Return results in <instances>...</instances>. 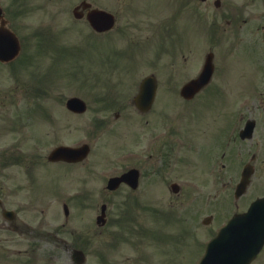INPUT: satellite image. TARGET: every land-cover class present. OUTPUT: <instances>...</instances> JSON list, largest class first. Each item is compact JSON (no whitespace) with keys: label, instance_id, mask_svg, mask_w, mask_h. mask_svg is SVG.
<instances>
[{"label":"rangeland","instance_id":"374dc122","mask_svg":"<svg viewBox=\"0 0 264 264\" xmlns=\"http://www.w3.org/2000/svg\"><path fill=\"white\" fill-rule=\"evenodd\" d=\"M81 1L3 0L6 9L14 15V25L30 48L24 64H20L13 73L20 75L23 84L30 82V89L38 93L35 105L45 117L47 97L50 101L46 104L54 112L60 110V114L54 115L56 120L53 124L39 114V120L32 127L36 132L32 130L28 136L19 132L20 129L14 130V123L9 120L10 125L5 128L6 144L19 143L25 150V155L16 153L12 157H26L21 160L24 164L28 162L27 158H37L36 143H31L37 139L39 143L46 144L51 138H45L44 132L58 137L66 132L70 141H74L75 136L85 137L83 139L92 141L94 147L80 168L83 174L78 168L57 173L55 163L49 162L38 168L37 161L42 158L35 159L37 163L31 172H26L32 186L29 196L33 203L36 202L32 218L35 217L33 224L37 233L31 242L21 238L20 249L26 251L23 257L32 260L30 264H74L71 247H76L86 252L85 264H112L110 261L113 259H124V256L135 252L134 239L143 242L151 239L144 231L146 224L165 220V228L169 229L171 225L170 229H176L181 236V249L177 246L178 251H173V244L159 236L155 257L151 253H145V257L157 264L164 260L166 264H197L219 227L234 213L247 209L257 196L264 194V0H257L255 6L245 8L255 19L249 28L257 29L255 35L247 34V30L233 33L232 28L225 34L216 26L209 27V21L221 12L214 6V0H197L196 22L192 23L189 12L178 10L176 20L171 16L178 0H88L95 6L120 10L117 29L100 35L94 32L85 18H75L73 9ZM145 6L151 13L159 16L161 12V16H165L149 32L146 18L142 15ZM191 42H194L192 50ZM211 50L215 52L216 77L196 96L195 101L184 102L180 88L199 74L205 55ZM185 56L187 60H184ZM31 65L39 70L28 78L27 69ZM150 73L156 74L159 84L156 107L150 115L151 124L157 123L159 126L156 128L166 134L180 129L189 135L182 137L169 150L171 154L174 151L171 159L174 158L172 161L166 158L170 162L165 161L164 165L168 167L163 174L156 173L160 162L147 158L143 137L137 140L147 128L146 117L131 103L140 81ZM0 76H3L1 72ZM15 86L16 78L7 77L4 89H11L10 95L15 94ZM55 90L84 98L89 109L78 117L67 116L65 101L59 108L56 102L60 99L49 92ZM103 95L110 100L123 98L129 104L118 117L113 110L95 113L96 99ZM25 99L29 104L30 100ZM254 102L261 105L260 111L258 107L257 111L254 110ZM238 113L241 117H256L258 128L247 142L231 139L229 152L222 158L220 153H215L211 143L221 141L224 128L229 133L237 128L238 132L243 125L242 122L237 123ZM57 116H65L66 119L63 121ZM93 116L107 117L109 122L104 126L94 124L91 129ZM65 124L69 127L61 129ZM52 126L59 127L56 133ZM201 127L207 129V133L197 134L198 139L205 141H199L201 165L192 167L191 161L196 160V155L188 145ZM177 138L174 137L175 143ZM171 143L174 142L171 140ZM255 150L259 159L254 161L256 171L253 180L244 195L236 198L234 191L242 167ZM134 151L137 156L132 158ZM213 154L218 158L209 169ZM21 162L9 170H23ZM130 165L145 170L139 188L133 190L125 185L109 192L106 189L108 177ZM174 183L182 186L181 193L175 194L171 190ZM64 202L70 208L68 218L64 214ZM104 202L108 203L110 220L106 230L100 232L96 217ZM208 215L213 218L205 224L203 220ZM132 223L140 226L132 235L134 239L128 233ZM51 230L67 240L69 247L65 248L62 239L57 247V241L47 235ZM129 237L131 243H128ZM260 258L264 261L263 256ZM0 261L6 264L7 255L2 253ZM21 264L25 263L21 260ZM114 264L117 263L114 261Z\"/></svg>","mask_w":264,"mask_h":264},{"label":"flooded vegetation","instance_id":"af4514ba","mask_svg":"<svg viewBox=\"0 0 264 264\" xmlns=\"http://www.w3.org/2000/svg\"><path fill=\"white\" fill-rule=\"evenodd\" d=\"M229 2L230 1L228 0L220 1L219 7L221 6L223 10L221 11L220 16L215 19V21L219 23V21H221L220 20L221 17L223 16L222 18L224 19L225 24H226L225 26H223V29L226 31L232 28L233 29L232 32L235 33V31L239 30V28H241L243 24L248 22L249 16L246 15V11L244 9V6H245L244 3H242L241 5H238V4L232 5ZM0 4L3 8L2 14L4 17V20H3L2 16L0 15V28L1 26L5 27L7 25L8 28L16 31L17 34H19V37L21 40V46L18 51V54L9 59V52L2 47L1 40L3 39V36H0V72L3 75V76H0V130L2 131L0 132L2 133V137L0 136V259H1L2 253H4L7 255L6 264H21L20 256L22 253L26 252L20 249L21 238L29 239V242H31V240L34 237H36V233H37L36 225L33 224L35 217L32 218V212L36 211L35 209L36 202L33 203L29 196L32 194L31 193L32 186L30 184L31 182H29L28 179L26 180V176L24 175V172H27V167L23 166L22 168L23 170H20V171H14V170L10 171L9 170L11 166L19 164L21 160H24L26 157L19 156L18 159H14L12 157V154L25 155V150L24 148L21 147L19 143H15L13 145L6 144V141H5L6 133H5L4 128H6L7 121L12 120V119L16 121L18 127L19 126L27 127L29 125L30 120H31V114H36L37 112H29L28 114L20 115L19 113H17V110L14 108V102H15L14 100L16 98L21 99L25 96H27L26 98L29 97L32 100H36L38 97V93H34V92L30 93L32 91L30 89L31 87L30 82L27 81L26 84H23L21 81L20 75L18 73H15V74L13 73L16 71V68H18L20 64H24L23 62L24 58L27 55V50H29L30 48L27 47L28 41L22 37L18 28L16 27V25H14V22H13V20H15L14 15H11L10 11L6 9V7L3 4V0H0ZM183 7H185L184 10H182ZM178 10L189 12L190 22L191 23L196 22L197 0H178L177 5L173 8V12L171 14V16H174L175 20L177 19ZM115 11L114 13L118 20L119 10L116 9ZM15 14L17 15L16 12ZM142 15L146 18L145 20H146L147 29L153 28L154 27L153 25H158L165 18V16H161V12H159V16H157L155 13H151L150 9L146 6L142 8ZM5 19H7V23L5 22ZM142 20L144 19L142 18ZM193 47H194V44L191 42L190 50H192ZM185 59H187L186 56H185ZM33 74H35L34 69L32 68V66H30V68L27 69L28 78H30ZM7 77L16 78L15 94L12 93V95H10L11 89L9 88H6V90L4 89V82L6 81ZM23 78H26V77H23ZM49 92L57 94L56 97L58 96V98L60 99L58 101L59 103H64L65 101L67 104V100L69 99V96H68L69 93H66L64 91L61 92L58 90H55L54 92L52 91H49ZM25 102H27L26 99H25ZM100 104L102 105V103ZM128 104H129L128 101L127 102L122 101L120 103L112 102V105H113L112 107H105L104 105L98 106L96 109V112L101 114V113H104L107 109H109L108 112H111L113 110V112H115V117H118L119 115L122 114V111L124 110V108L127 107L126 105ZM155 107L156 106H153L150 110L146 112H142V114L146 117L145 126H147V128H144L143 134L141 132V135H139L137 140L143 137L144 144H145V152L148 153L147 158L153 159L156 163L160 162V165L159 166L157 165L156 173L163 174L165 173L168 167V165H164L165 161L167 160L166 158H169V160L172 161L171 159L172 154L169 152V150L171 148H174V145H173L175 143L174 137H178L177 142H176V144H178L181 138L186 137V136H185L184 130L181 131L180 129H177L173 133H171L170 131L169 134H166V132L163 133V130H159L156 128L157 126H159L157 123L151 124L150 114H152V111H154ZM37 109L39 108L38 107L34 108V110H37ZM256 109H257V105L255 107V111ZM47 114L52 117L53 115L52 108L48 109ZM60 119L64 121L66 117H62ZM98 120L100 122L109 121L107 117H99ZM242 120L244 121V124L241 127L239 126L240 128L238 127L239 128L238 132H237V128L233 131L235 140L238 139L240 142L245 141L240 130L244 127L247 119L246 120L242 119ZM255 120H256V124H255L254 134L258 128L257 119ZM1 121L4 122V127L1 126ZM62 127L68 128L69 125L65 124L64 126H61V129H63ZM58 128L59 127H57V129ZM198 132L207 133V129L204 127L199 128L195 132L196 136L193 139H190L191 146L193 147L192 149L193 153H195L196 155V160L191 161V163H196L198 159H201L200 156L198 155V152L201 151L199 149V141L205 142L203 139H198L197 137ZM78 137L79 136L74 137L75 139L74 141L76 142L73 143L74 141H71L70 143L71 146H79L85 142V140L83 139L85 137H82V138L81 137L78 138ZM59 138L64 139V141H62V143H57L55 140V144L50 143L49 146H53V145L57 146L61 144L70 145L69 140H68V134H66V132L64 133V136H60ZM229 138H230L229 130L227 128L226 129L224 128L221 141L220 142L218 141V145H217L223 151L222 153L223 158L227 155ZM171 140L174 142L173 144L171 143ZM20 143L22 144V142ZM52 148L53 147H51V149ZM218 150L219 149H217V151ZM35 154H36L37 159L41 158V155L39 153L35 152ZM42 157H45L44 154L42 155ZM250 157L252 158V161L254 162L256 159L257 160L259 159V154L255 150L252 152ZM29 159L30 158H27V160ZM85 162L86 160L73 161V162L67 161V160H61L57 162V165L55 166V170L57 171V173L67 172L69 171V169H72V168L74 169L78 168V170L80 171V168L83 167ZM49 163H53V162H49ZM131 168H137L139 170L140 178L143 177V172H145V170L143 171L140 166L137 167V166H132V165H130L128 168L122 171H116L114 175H121L122 173L130 170ZM254 168L256 170V166ZM54 173L55 172H52V174ZM81 173L83 174V172ZM125 185H126L125 183H121L118 189L121 186H125ZM63 207H64V204H63ZM163 222L164 220H157V221H154V223L151 225L149 224L145 225L144 231L154 243H156L157 237L163 235L162 234L163 230L161 226V223ZM137 228L139 229L140 226L138 225ZM47 235L48 236L50 235L52 239H55L54 240L55 242L57 241L56 243L58 247H59L58 242L60 243L61 239H62V242L65 243L64 239L61 238V236H59L58 233H54L53 230H51ZM175 238H177V236H175ZM13 252H15V254ZM262 256L264 258V247L259 257H262ZM126 257L127 258H125L124 264H129L132 256L128 255ZM261 259L262 258H260V262H264V261H261ZM131 263H133V261H131ZM0 264H1V261H0Z\"/></svg>","mask_w":264,"mask_h":264},{"label":"water","instance_id":"95a60500","mask_svg":"<svg viewBox=\"0 0 264 264\" xmlns=\"http://www.w3.org/2000/svg\"><path fill=\"white\" fill-rule=\"evenodd\" d=\"M79 17L80 14L76 13ZM91 24L98 30L112 26V16L104 11L94 10L89 14ZM213 72V54H208L204 69L197 79L190 81L184 88L183 94L187 97L193 95L205 83ZM150 82V79L146 81ZM143 87L140 97L150 99L152 92ZM145 91V92H144ZM141 99V100H142ZM147 102V101H146ZM249 167L245 168L243 178L238 184L236 196H241L249 183ZM135 175L131 171L122 178H111L109 188H115L121 179L132 180ZM137 177V175H136ZM137 185V182L132 184ZM105 208V206H104ZM100 219V218H99ZM264 245V197L253 201L247 211L236 213L224 226L218 235L209 243L201 264H250ZM76 264H83L85 255L81 250H73Z\"/></svg>","mask_w":264,"mask_h":264}]
</instances>
